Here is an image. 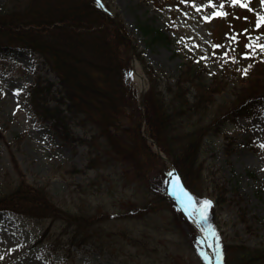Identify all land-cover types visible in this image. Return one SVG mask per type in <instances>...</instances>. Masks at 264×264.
I'll list each match as a JSON object with an SVG mask.
<instances>
[{
	"label": "rangeland",
	"instance_id": "374dc122",
	"mask_svg": "<svg viewBox=\"0 0 264 264\" xmlns=\"http://www.w3.org/2000/svg\"><path fill=\"white\" fill-rule=\"evenodd\" d=\"M193 2L205 6L197 11ZM220 2L213 0V7L207 0H104L130 33L131 45L143 51L144 60L160 81L157 91L165 82L181 81L190 99L198 97L201 85L214 86L220 80L211 83L212 77L202 72L203 78H195L193 85L182 81L191 76L186 66L195 64L191 52L177 49L169 41L145 45L146 37L140 34L138 24L163 30L183 45H190L197 57L200 55L199 60L207 57L201 52L207 50L213 37L227 42L233 35L240 48L244 40L264 44V34L252 31L254 13L264 14L261 0H251L247 9L227 0L229 14L225 19L205 20L204 16L216 11ZM1 6H5V0H0ZM0 37V47H4L0 48V197L15 192L24 182L43 189L46 194L42 195L60 211L33 220L0 208V264H202L204 249L195 243L192 228L173 211L167 196L169 164L180 168L195 194L192 207L203 209L205 199L211 201V208L215 206V211L201 219L213 241L219 234L227 243L264 246V148L260 147L264 143V107L253 116L239 117L233 125L224 123L220 131L216 130L219 132L203 139L202 149L198 140L193 141L190 149L195 151L198 146V152L190 159H176L163 150L167 161L147 159L128 150L113 156L111 145L121 141V129L130 127L136 116L124 114L115 127H106L102 132L95 123L74 129L76 136H94L91 141L96 147L92 150L97 154L96 158L91 154L95 162L87 166L86 147L63 142L34 112V105L41 100L30 98V85L36 81L40 87L52 83L51 91L57 97L59 87L54 74L38 55L6 44V37ZM179 51L188 55L182 56ZM234 57L235 62L241 59L238 53ZM207 67L215 71L213 62ZM249 69L246 63L242 71L233 69L237 74L225 79L226 88L212 97L217 105L195 112L190 121L206 127L210 118L216 123L224 120L225 112L239 102V94H243L242 101L258 94L264 99V75L256 78V71ZM131 71L123 86L116 87L124 88L136 102L139 87ZM145 84L149 87V81ZM155 95L167 97L168 91ZM125 103L127 111L130 105ZM139 113L144 116L145 126L144 111ZM81 210L84 214L80 213V218L91 216L78 222L77 229L70 224L74 212ZM77 230L81 236L90 235L89 242L80 247L70 245L68 240Z\"/></svg>",
	"mask_w": 264,
	"mask_h": 264
},
{
	"label": "trees",
	"instance_id": "16d2710c",
	"mask_svg": "<svg viewBox=\"0 0 264 264\" xmlns=\"http://www.w3.org/2000/svg\"><path fill=\"white\" fill-rule=\"evenodd\" d=\"M10 2L11 0H7L5 6L0 7V35L6 37V44L24 46L39 53L58 79V97L51 91L50 83L46 87H40L41 83L36 82L30 89L33 97L41 100V103L36 102L34 106L36 111L51 121L52 130L63 140L72 142L75 137H71V127L86 128L95 123L102 132L106 131V127H115L124 114L130 118L136 116L135 122L130 121V127L121 129V141L111 145L110 148L115 151L113 156L119 157L116 152L128 150L135 155L143 154L147 159H157L141 132L144 116H141L136 102L126 90L116 87L117 84L124 83L131 48L128 33L121 20L117 16L109 17L102 12L94 0H32L18 11L7 9ZM6 18H10L11 22L6 23ZM138 28L148 44L169 41L161 31L143 24H139ZM186 67L191 76L182 81L188 85H193L195 78H203L199 64H189ZM144 68L150 82L149 90L144 96L145 133L163 151L169 153L170 157L190 159L191 155L195 156L198 152V146L194 147L195 151L190 149L191 143L198 140L200 146L202 137L205 134L211 135L222 123L221 121L218 125L217 120L210 118V125L204 127L190 121L191 117L196 115L195 112H205L209 105L213 108L212 95L222 92L226 88L225 83L220 76L211 75V83L213 80L220 81L214 86L201 85L197 88L198 97L190 99L186 91H183L186 88L180 85L181 81L176 84L165 82L160 91H157L159 79L153 75L149 66L144 65ZM256 70L259 73L254 74L262 76L264 63L257 66ZM221 75L223 78L226 76ZM230 75L233 76L234 73ZM173 87L174 91H171ZM161 90L168 91L167 97L155 95L161 94ZM48 96L55 101L54 106L46 101ZM242 98L243 94H239V102L235 108L228 110L229 113L245 110L246 104ZM125 102L130 105L127 111ZM91 137L87 139L76 136L78 142L88 148L90 165L95 162L91 154L95 158L97 154L92 150L96 146L93 145ZM175 166L180 169L176 164ZM37 192L40 195H36ZM44 193L41 188L19 183L15 192L0 197V208L31 218L58 214L60 211L45 198L46 195H42ZM82 211L74 212L72 224L77 229L80 227L78 222L86 221L91 216L80 218L79 214H84ZM87 229L89 230L88 227ZM77 233L80 234L81 231L77 230ZM85 234L81 243L90 240V235ZM77 240L79 239L75 236L70 239V243L80 245ZM225 251V264L264 262L263 245L251 247L245 243L230 241L225 246Z\"/></svg>",
	"mask_w": 264,
	"mask_h": 264
},
{
	"label": "snow or ice",
	"instance_id": "6c2138e0",
	"mask_svg": "<svg viewBox=\"0 0 264 264\" xmlns=\"http://www.w3.org/2000/svg\"><path fill=\"white\" fill-rule=\"evenodd\" d=\"M96 2L98 4H100V0H96ZM185 3L189 2V0H184ZM207 3L209 5H212L213 7H216V5L213 3V0H207ZM224 3H225V0H221L220 2V5L219 7L217 8L216 11L212 12L211 15H206L204 16V19L205 20H210L212 19L213 17H226L228 15V12L227 11H223V7H224ZM230 3L231 5L235 6V5H240L241 7H249L248 3H247V0H230ZM261 5L264 6V0H261ZM193 6L194 7H197V11H199V9L201 7H204L205 5H199V6H196L195 3L193 2ZM256 22H255V27L259 28L261 25H264V14L260 13V12H256ZM245 19H247V17H245ZM246 33H247V29L244 30ZM235 38V37H234ZM214 47H220L219 45H214ZM246 47H249V48H253V42H249L248 44H246ZM255 48H259L262 52H264V44H259V43H256L255 44ZM255 48H253V51H255ZM242 55H249V53H242ZM233 60H235L236 58L235 57H232ZM19 91V90H18ZM260 147L264 148V143H262L260 145ZM172 173H169V176H171ZM179 188H180V191L184 193L185 196L188 197L189 201L192 200V197H191V194L187 193L186 190H184L182 188V186L178 185ZM175 189H174V193H175ZM177 194V199H181L182 197L179 195V193H176ZM211 204V201L210 200H207L205 199L204 202H203V209L200 210V209H197L196 211V215L201 218V219H206V213H207V206ZM220 253L219 251H217V259L219 260L220 258Z\"/></svg>",
	"mask_w": 264,
	"mask_h": 264
},
{
	"label": "bare ground",
	"instance_id": "6f19581e",
	"mask_svg": "<svg viewBox=\"0 0 264 264\" xmlns=\"http://www.w3.org/2000/svg\"><path fill=\"white\" fill-rule=\"evenodd\" d=\"M137 68H138V66L136 65V71L139 70ZM134 76H135V80L137 82L138 87L139 88L142 87L143 86V80L141 79V73H139V74L134 73ZM174 189L176 190L175 193H174ZM176 193H179V195L182 197L180 189L177 187V185L175 183H172L170 185V197L178 205H182L184 207V209H185V211L187 213L188 220H190L192 222H196V219H198V218H197V215L195 214L193 208H191L190 204L185 199H183V197L181 199H177V194ZM209 259H210V254H208V257H207V261L208 262H210Z\"/></svg>",
	"mask_w": 264,
	"mask_h": 264
}]
</instances>
